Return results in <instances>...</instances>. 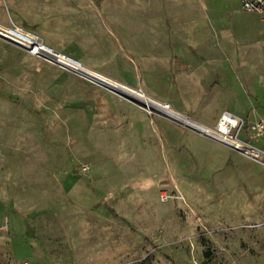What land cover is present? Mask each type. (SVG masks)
<instances>
[{
	"label": "rangeland",
	"instance_id": "obj_1",
	"mask_svg": "<svg viewBox=\"0 0 264 264\" xmlns=\"http://www.w3.org/2000/svg\"><path fill=\"white\" fill-rule=\"evenodd\" d=\"M24 4L0 0V21ZM103 5L76 58L210 127L244 119L261 154L0 37V264H264V19L241 0Z\"/></svg>",
	"mask_w": 264,
	"mask_h": 264
},
{
	"label": "crops",
	"instance_id": "obj_2",
	"mask_svg": "<svg viewBox=\"0 0 264 264\" xmlns=\"http://www.w3.org/2000/svg\"><path fill=\"white\" fill-rule=\"evenodd\" d=\"M105 1L107 0H25L22 6L23 12L10 14L8 21L39 34L45 42L60 51L89 59L88 41L93 35L87 22L92 17L102 18L108 14L105 13L106 7L103 5ZM13 2L20 8L17 2ZM1 23L8 24L4 21H0ZM191 118L204 123L196 117Z\"/></svg>",
	"mask_w": 264,
	"mask_h": 264
},
{
	"label": "built area",
	"instance_id": "obj_3",
	"mask_svg": "<svg viewBox=\"0 0 264 264\" xmlns=\"http://www.w3.org/2000/svg\"><path fill=\"white\" fill-rule=\"evenodd\" d=\"M241 6L246 11L258 13L264 19V0H241ZM0 37L20 45L32 55L41 57L62 67L75 70L89 77L87 73L90 70L80 59L71 54L57 50L52 45L45 42L39 34L27 30L14 22L9 25L0 24ZM144 103L149 106L150 110L160 109L154 104L150 105L147 102ZM160 104H162L166 109H172L171 104L168 102ZM191 120L192 122H185L199 131L216 138L235 149L247 151L254 156H259L261 154L260 148H257L252 145L250 141L244 140L240 136L245 120L230 112L222 113L216 125L213 127L200 123L194 119ZM222 124L227 126L226 129H222ZM250 129L256 130L258 134H261L264 132V124L262 122L252 124Z\"/></svg>",
	"mask_w": 264,
	"mask_h": 264
},
{
	"label": "bare ground",
	"instance_id": "obj_4",
	"mask_svg": "<svg viewBox=\"0 0 264 264\" xmlns=\"http://www.w3.org/2000/svg\"><path fill=\"white\" fill-rule=\"evenodd\" d=\"M90 71L87 73L88 76H90L91 78L95 79V80H98L99 82L103 83V84H106L112 88H118V89H122L123 91L139 98L140 100L144 101V102H147L149 103L150 105L151 104H154L155 106H157L158 108L160 109H163L164 111H166L167 113H169L170 115L174 116V117H177L183 121H186V122H192V120L190 119V117L188 118L186 115H184L182 112H180L179 110H176L174 108L172 109H166L162 104L160 103H163L162 101L160 100H157V99H154L153 97H150V95H146L144 93L143 90H140V89H135V88H132V87H129L123 83H120L108 76H106L105 74L101 73V72H98L96 70H93V69H90L88 68ZM222 129H226V125L225 124H222L221 125Z\"/></svg>",
	"mask_w": 264,
	"mask_h": 264
},
{
	"label": "water",
	"instance_id": "obj_5",
	"mask_svg": "<svg viewBox=\"0 0 264 264\" xmlns=\"http://www.w3.org/2000/svg\"><path fill=\"white\" fill-rule=\"evenodd\" d=\"M129 96H131L130 94H128ZM142 101V100H141Z\"/></svg>",
	"mask_w": 264,
	"mask_h": 264
}]
</instances>
